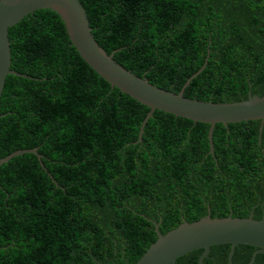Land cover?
Instances as JSON below:
<instances>
[{
	"label": "trees",
	"instance_id": "trees-1",
	"mask_svg": "<svg viewBox=\"0 0 264 264\" xmlns=\"http://www.w3.org/2000/svg\"><path fill=\"white\" fill-rule=\"evenodd\" d=\"M92 34L150 83L201 101L264 95V0H80ZM0 97V264H136L157 234L210 214L264 218V122L209 124L154 110L100 77L60 17L8 28ZM231 245L203 264H228ZM203 249L174 264H198ZM256 247L235 246L232 264ZM252 264H264L258 252Z\"/></svg>",
	"mask_w": 264,
	"mask_h": 264
},
{
	"label": "water",
	"instance_id": "water-1",
	"mask_svg": "<svg viewBox=\"0 0 264 264\" xmlns=\"http://www.w3.org/2000/svg\"><path fill=\"white\" fill-rule=\"evenodd\" d=\"M53 10L63 22L70 44L79 56L104 80L111 88L132 97L149 109L143 118L138 140L141 139L143 127L154 110H162L175 116L184 117L193 122L209 124L208 142L212 151V133L216 123L227 126L228 123L260 120V130L264 122V95H249L247 99L233 102L201 101L184 96V88L190 79L197 75L204 64L188 77L178 92L170 91L150 83L113 58L115 52L107 53L95 40L84 6L80 0H0V97L7 75L30 76L10 68V41L8 28L25 15L37 9ZM26 152L34 153L40 160L41 155L35 148L20 149L0 158V165L10 158ZM157 238L152 242L136 264H174L176 259L195 249H203L198 264H203L210 247L216 244L231 245L228 253V264L235 246L247 244L256 247L248 264H252L256 253H264V218L254 219L252 213L247 217H211L208 213L197 220L182 222L175 228L163 233L155 223Z\"/></svg>",
	"mask_w": 264,
	"mask_h": 264
}]
</instances>
